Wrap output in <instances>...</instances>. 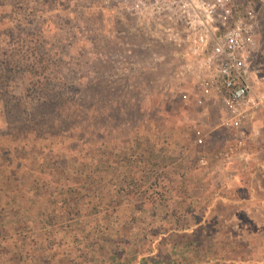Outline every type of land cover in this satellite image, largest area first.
I'll return each mask as SVG.
<instances>
[{
    "label": "rangeland",
    "instance_id": "obj_1",
    "mask_svg": "<svg viewBox=\"0 0 264 264\" xmlns=\"http://www.w3.org/2000/svg\"><path fill=\"white\" fill-rule=\"evenodd\" d=\"M251 1L259 89L264 0ZM184 65L156 22L98 0H0V264H256L170 232L187 228L161 204L198 170L193 130L225 114ZM254 252L264 264V241Z\"/></svg>",
    "mask_w": 264,
    "mask_h": 264
},
{
    "label": "built area",
    "instance_id": "obj_2",
    "mask_svg": "<svg viewBox=\"0 0 264 264\" xmlns=\"http://www.w3.org/2000/svg\"><path fill=\"white\" fill-rule=\"evenodd\" d=\"M102 4L147 25L158 24L165 41L184 58L185 71L198 86V102L211 100L224 106L220 125L241 129L264 109V85L256 87L251 71L258 47V21L251 0H102ZM195 135V145L202 144L199 128ZM244 136L239 131L213 158L224 157L225 151L228 157L237 154L247 145ZM208 163L206 156L197 162L199 167Z\"/></svg>",
    "mask_w": 264,
    "mask_h": 264
},
{
    "label": "crops",
    "instance_id": "obj_3",
    "mask_svg": "<svg viewBox=\"0 0 264 264\" xmlns=\"http://www.w3.org/2000/svg\"><path fill=\"white\" fill-rule=\"evenodd\" d=\"M224 109L220 104V110L224 112ZM216 119L206 121L201 118L202 124L198 128L203 134V143L193 144L199 152L198 156L208 157L209 163L201 167L196 164L198 170L187 171V179L182 182L184 184L172 186L170 191L166 190L171 197L161 205L177 209L184 216H180L177 221L185 219L187 222V228L175 229L174 226L170 232L177 234L184 230L193 232L194 235L201 233V237L197 239L201 238L199 242L204 243L203 257L254 256L256 264H263L255 255L254 241H264V118L254 119L253 115L241 129L213 124ZM254 129L259 131L258 135L254 134ZM239 131L244 132L247 145L241 147L237 154L228 157L225 151L224 157L213 158L215 152L211 155L204 153L207 138L211 140V144L221 145L219 149L222 150L235 140ZM224 132L228 136L225 140L222 138ZM193 133L195 139L194 130ZM176 173L179 176L182 172ZM161 196L163 197V193ZM176 223L175 220L173 225ZM166 235L167 233H160L156 241L164 240ZM186 246L187 244L182 243V247ZM256 247L258 248L257 245ZM187 248L192 249L193 246L188 244ZM220 263L224 264L225 259Z\"/></svg>",
    "mask_w": 264,
    "mask_h": 264
},
{
    "label": "trees",
    "instance_id": "obj_4",
    "mask_svg": "<svg viewBox=\"0 0 264 264\" xmlns=\"http://www.w3.org/2000/svg\"><path fill=\"white\" fill-rule=\"evenodd\" d=\"M99 2H101L102 3V0H98ZM121 12V11H120ZM122 13H124V12H122ZM125 14V13H124ZM128 15V14H127ZM5 62H10V60H7V61H5ZM13 65L15 66L16 65V61H14L13 62ZM18 67H20V66H18ZM9 71H12V68L11 67H8L7 68ZM104 88H106V85L104 86ZM72 89H73V87H72ZM75 89V88H74ZM41 90V93L43 92V88H41L40 89ZM54 97H57V95L56 96H54ZM56 100H57V98H56ZM57 102V101H56ZM36 104H37V102H36ZM43 104H45V101L44 100H42V101H38V106H42ZM102 116H104V114L102 113L101 114Z\"/></svg>",
    "mask_w": 264,
    "mask_h": 264
}]
</instances>
